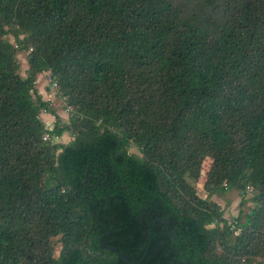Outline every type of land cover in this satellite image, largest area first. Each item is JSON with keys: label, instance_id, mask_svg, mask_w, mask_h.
<instances>
[{"label": "trees", "instance_id": "16d2710c", "mask_svg": "<svg viewBox=\"0 0 264 264\" xmlns=\"http://www.w3.org/2000/svg\"><path fill=\"white\" fill-rule=\"evenodd\" d=\"M108 246L264 264V0H0V264H128Z\"/></svg>", "mask_w": 264, "mask_h": 264}, {"label": "rangeland", "instance_id": "374dc122", "mask_svg": "<svg viewBox=\"0 0 264 264\" xmlns=\"http://www.w3.org/2000/svg\"><path fill=\"white\" fill-rule=\"evenodd\" d=\"M11 39L13 40V37H11ZM27 55L28 53L25 51H20L18 53V59L20 62V74L23 76L27 75V70L29 68ZM36 86L42 97L45 100H49L51 102L52 107L56 109L57 113L61 117V120L67 123L69 121V110L66 106V101L58 94V88L52 81L49 71L38 74ZM42 118L49 128L53 127L55 123V117L53 115L43 112ZM71 140L72 135L67 132L63 137L57 139V142L62 141V143H68ZM131 151L139 152L135 147H132ZM210 165L211 160L208 158L203 164L201 177L195 184L198 195L203 198L207 197L208 195V192L205 190V182ZM250 197L251 193H248L245 197H243V194L239 189H232L226 193L213 194L211 199L221 205V208L223 209V217L231 222L240 214V211L242 209L244 210V212H248L249 208L254 206V202L250 200ZM55 241H57V239ZM60 248L61 245L59 244V242H56L55 255L59 254Z\"/></svg>", "mask_w": 264, "mask_h": 264}, {"label": "water", "instance_id": "95a60500", "mask_svg": "<svg viewBox=\"0 0 264 264\" xmlns=\"http://www.w3.org/2000/svg\"><path fill=\"white\" fill-rule=\"evenodd\" d=\"M109 249H112L113 251L117 252L118 254H120L122 257H124L126 259V261L128 262V264H135L133 263L129 258L128 256L122 252L121 250H119L118 248H113V247H110L108 246Z\"/></svg>", "mask_w": 264, "mask_h": 264}, {"label": "built area", "instance_id": "2783aa9c", "mask_svg": "<svg viewBox=\"0 0 264 264\" xmlns=\"http://www.w3.org/2000/svg\"><path fill=\"white\" fill-rule=\"evenodd\" d=\"M55 85H56V84H55ZM248 191H249V192H252V191H253V188L250 187V186H248Z\"/></svg>", "mask_w": 264, "mask_h": 264}]
</instances>
